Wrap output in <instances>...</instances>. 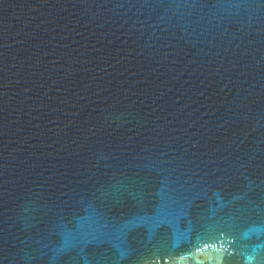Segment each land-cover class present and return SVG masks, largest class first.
<instances>
[{"label": "water", "instance_id": "water-1", "mask_svg": "<svg viewBox=\"0 0 264 264\" xmlns=\"http://www.w3.org/2000/svg\"><path fill=\"white\" fill-rule=\"evenodd\" d=\"M0 264H264V0H0Z\"/></svg>", "mask_w": 264, "mask_h": 264}]
</instances>
